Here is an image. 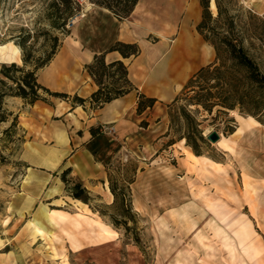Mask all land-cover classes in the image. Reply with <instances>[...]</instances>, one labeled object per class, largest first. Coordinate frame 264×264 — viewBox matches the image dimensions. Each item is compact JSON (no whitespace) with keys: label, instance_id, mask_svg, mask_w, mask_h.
<instances>
[{"label":"rangeland","instance_id":"374dc122","mask_svg":"<svg viewBox=\"0 0 264 264\" xmlns=\"http://www.w3.org/2000/svg\"><path fill=\"white\" fill-rule=\"evenodd\" d=\"M51 1L0 0V69L12 62L22 65L21 49L16 44L19 37L30 32L33 37L28 43L40 53L45 44L42 33L57 34L61 42L58 51L66 48L72 63L78 65L75 78L45 80L43 67L37 72V80L52 91L69 95L78 94L85 85V53L105 51L119 28H125L138 39L143 57L155 51L161 54L167 50L166 43L171 45L176 37L191 3L138 0L130 16L120 20L89 0H76L79 10L66 24L68 32L63 33L49 25ZM218 1L222 17L212 23L218 31L224 29L225 15L232 16L240 30L248 28L250 14L264 16V0ZM198 9L200 21L201 6ZM210 11L216 16L214 0H210ZM193 20L192 16L188 28L199 39L202 59L174 83L176 95L198 68L215 60L214 48L196 32L198 23ZM244 43L250 47V38L246 37ZM254 43L259 40L254 39ZM250 54L264 70L260 50L251 48ZM44 96L50 103L39 100L29 105L16 96L3 99L4 114L12 115L0 121V264H156L158 247L162 248V264L171 262L176 250L182 248V255H186L180 256L183 264H264V124L238 110L218 112L214 108L209 114L188 106L202 134L216 130L222 140L210 143L206 139L209 144L202 146L205 154L222 165L200 160V165L193 167L178 139L185 130V120L176 108L184 100L169 108L172 101L164 99L152 113L162 117L167 111L163 118L167 131L155 152L144 151L141 142L128 139L108 165L113 184L129 187L125 199L132 210L124 211L123 217L118 203L107 206L93 198L91 205L106 214L97 219L69 197L62 181V173L66 179L73 177L65 172L59 137L60 130L67 129V123L63 127L62 122L71 98L66 101ZM13 116L16 122L11 125ZM231 124L235 129L227 133ZM105 126L112 127L115 135L108 124L101 126V131ZM171 141L176 143L170 150ZM183 154L184 159H180ZM177 162L180 170L169 174L168 166H177ZM140 167L145 171L139 173L140 184H148L151 191L133 195L137 211L128 182L133 168L138 172ZM133 188L136 191V185ZM109 214L116 218L115 224ZM193 225L198 226L195 232L190 229Z\"/></svg>","mask_w":264,"mask_h":264},{"label":"trees","instance_id":"16d2710c","mask_svg":"<svg viewBox=\"0 0 264 264\" xmlns=\"http://www.w3.org/2000/svg\"><path fill=\"white\" fill-rule=\"evenodd\" d=\"M95 5L107 9L116 18L124 19L130 16L138 0H89ZM216 5V16L210 11V0H199L201 6V20L196 25L197 32L201 37L209 42L215 51V60L198 68L185 82L182 90L168 105L177 104L181 99L184 103L177 106V113L185 120V130L179 135V140L184 139L195 155H206L214 160L211 155L205 154L202 146L207 142L202 131L199 129V122L191 114L188 106H194V111L200 109L209 114L214 108L218 112L227 110H238L242 115L255 118L264 124V70L255 58L250 54L251 48L260 50V56L264 59V16L250 14L251 21L248 28H237L232 16H223L224 29L218 31L212 23L218 22L222 17V9L218 0H214ZM79 10V3L76 0H52L48 8V22L52 29L67 33L65 29L69 19ZM250 25V26H249ZM246 30V31H245ZM246 32V36H245ZM45 44L40 53H35L33 45L28 41L33 35L28 32L19 37L16 44L21 49L22 65L15 62L4 64L0 69V121L6 120L2 103L7 96H16L24 100L26 104L32 105L36 101L50 103L44 95L58 97L62 100H70L71 107L82 106L95 110L104 104L119 98L130 91L136 89L128 77L127 65L121 59L107 61L105 55L108 52L116 51L125 58L136 57L140 53V47L136 42L114 41L112 45L103 52L95 53L90 62L84 64V69L91 77L97 88L86 98L77 93L69 95L66 92L52 91L42 85L37 80L39 69L47 66L53 59L61 46L60 38L57 34L44 31ZM38 35V34H37ZM250 38V47L246 46L244 40ZM254 39L259 43H254ZM258 44V45H257ZM156 99L147 97L143 93H137L136 113L141 114L147 108H151ZM171 122L174 123V116L168 110ZM234 121V119H232ZM16 122V116L12 118V124ZM147 122L142 120L140 126L146 127ZM235 124L229 125L227 133H232ZM101 132V126L91 127V135ZM171 141L168 145L173 144ZM135 170L133 168V181ZM65 172H70V168H65ZM62 181L69 189V196L78 199L90 206V208L100 216L106 214L99 208L91 205L92 197L87 189L80 183H73L69 186V180L62 173ZM108 186L114 197V204H119V214H124L132 210L130 201L125 199L129 187L119 188L108 176ZM124 211H126L124 213ZM112 219V224L116 223V218L108 215ZM124 228L127 229L126 221H123Z\"/></svg>","mask_w":264,"mask_h":264},{"label":"crops","instance_id":"0c3cea01","mask_svg":"<svg viewBox=\"0 0 264 264\" xmlns=\"http://www.w3.org/2000/svg\"><path fill=\"white\" fill-rule=\"evenodd\" d=\"M199 6V0H191L188 7L189 9L186 13V18L184 19L185 21L179 27L176 37L172 40L175 42V45L172 43L171 45L166 43L167 50H164L161 54H158L155 51L150 55L148 54L147 57H143V50L138 42V39L129 29L119 28L114 36V41L136 42L140 47V53L136 57L123 59L118 52L112 51L105 55V59L107 61L114 59L123 60L128 68V77L136 89L119 98L113 99L112 101L104 104L101 108L95 110L88 107L83 109L82 106L71 107V105H69L65 110L63 118L64 122H62V124L63 127L67 126V129L65 128V130L63 129L59 132L61 134L59 136L60 142L63 144L61 145V149L64 151L62 163L66 164V168H70L69 174L73 176L72 178H68L69 183L72 185L76 182L80 183L88 190L92 199L98 198L107 206L114 204V197L108 186V165L111 163L114 156H116V153L120 151L122 142L126 143L128 142V139H135L136 141L141 142L144 151L151 153V150L155 152L154 149L157 143L161 140V138L165 137L164 135L167 131L168 125L163 118L167 116L166 109L164 110L165 112L162 117H154V114L152 113H154L157 103L163 102L164 99L172 101L175 98L176 92L173 88L174 83L181 79L185 72H187L192 66H196V62H194L191 58L186 59V53L184 52L187 47L190 48L191 43L199 45L198 37H193L190 29L188 28V21L192 16L194 17L193 21L195 23L199 22ZM98 52L100 51H97V53ZM95 53L96 52L85 53V57L82 58L83 65L90 62ZM132 60H134L133 63ZM85 79V85H83L81 89L77 90L78 95L84 98L88 97L97 88L96 84L86 71ZM86 84L88 86L87 88H85ZM137 93H143L147 97H153L156 99L154 105L151 108L144 110L141 114L136 113ZM164 107L166 108V104H164ZM142 120L147 122L146 127L140 126V122ZM107 124L113 126L115 135L107 131H101L95 135H91V127L103 126ZM68 128L70 130H68ZM179 142L182 141L179 140ZM184 142L185 140L182 142L183 147L186 145ZM175 143L176 142L168 145L170 150L171 146L175 145ZM179 153L182 154L181 152ZM180 159H184V154L180 157ZM214 161H216L219 165H222L220 161ZM179 165L180 163L177 162L178 167L176 165H171L169 168L168 166V170L170 172L169 174H176V172L180 170L179 168H181V165ZM144 172V169L140 167L138 172H135L133 181L130 183L133 206V195H135L136 192L140 196L143 192L149 193L150 190V186L148 184H145L144 187L140 184L141 179L138 176L139 173ZM158 174L161 175V173ZM135 185L136 191L133 188ZM145 196L147 198L149 195ZM69 197L73 200L71 196ZM74 200L79 202L84 208L82 211L87 214L90 213V215L95 216L97 219L104 218V216H100L98 212L92 210L88 204L78 199ZM197 227V225H193L190 229L195 232ZM159 248L160 247H158V252L156 254L158 257V263L156 264H162V248ZM184 250L185 248L177 249V253H175L171 262L168 260V264H183L180 256H186L182 255Z\"/></svg>","mask_w":264,"mask_h":264},{"label":"bare ground","instance_id":"6f19581e","mask_svg":"<svg viewBox=\"0 0 264 264\" xmlns=\"http://www.w3.org/2000/svg\"><path fill=\"white\" fill-rule=\"evenodd\" d=\"M173 45H175V42H172ZM198 44L196 43H191L190 44V48H186L185 52L186 55V59L191 58L194 62H198L199 60L202 59V56L199 54V49H198ZM182 48V47H181ZM71 56L69 55L67 49H60L55 56L53 57V59L50 61V63L45 66L44 70V77L45 80H50L54 78L58 79V78H63V79H73L75 78L74 76V71H75V63H72V59L70 58ZM75 59V58H74ZM76 62V61H74ZM79 62V61H78ZM81 64V63H80ZM78 66V65H77ZM39 81V80H38ZM48 82V81H47ZM84 91V90H82ZM207 132H204V134H206ZM181 141L183 142L184 139H181ZM222 141L220 138L218 139L217 142ZM185 143V142H184ZM183 152L192 160L191 165L193 167H198L200 165V160H207L209 161L210 164H218L217 162H215L212 159H209L203 155H195L189 147H187L186 145L182 148ZM110 194V193H109Z\"/></svg>","mask_w":264,"mask_h":264},{"label":"water","instance_id":"95a60500","mask_svg":"<svg viewBox=\"0 0 264 264\" xmlns=\"http://www.w3.org/2000/svg\"><path fill=\"white\" fill-rule=\"evenodd\" d=\"M204 135L210 143H215L220 138V134L216 130L208 131V133Z\"/></svg>","mask_w":264,"mask_h":264},{"label":"built area","instance_id":"2783aa9c","mask_svg":"<svg viewBox=\"0 0 264 264\" xmlns=\"http://www.w3.org/2000/svg\"><path fill=\"white\" fill-rule=\"evenodd\" d=\"M111 130H112V127H107V126L103 127L102 129V131H107V132H111Z\"/></svg>","mask_w":264,"mask_h":264}]
</instances>
